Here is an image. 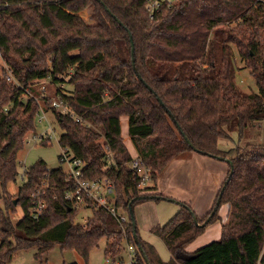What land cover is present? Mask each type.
Masks as SVG:
<instances>
[{
    "label": "trees",
    "instance_id": "obj_1",
    "mask_svg": "<svg viewBox=\"0 0 264 264\" xmlns=\"http://www.w3.org/2000/svg\"><path fill=\"white\" fill-rule=\"evenodd\" d=\"M147 1L0 0V264H11L17 251L30 247L42 258L55 244L76 250L87 261L104 238L109 263L122 260L125 244H132L137 264H148L135 241L130 203L134 210L138 203L163 197L145 193L156 186L144 187L142 175L131 168L132 154L121 128L124 116L154 182L174 159L195 151L190 142L200 154L233 162L221 202L206 217L181 201L168 222L151 228L169 249V260L137 228L150 263L259 264L264 247V143L223 149L220 142L233 131L242 137L264 120V0H174L171 5L164 2L153 17ZM84 9L91 10L95 22L80 14ZM130 34L136 67L157 95L133 68ZM237 56L257 91L238 84ZM44 80L72 86L69 93L61 86L55 97L61 95L69 111H52L62 128L60 144L87 163L85 177L115 181L117 204L128 213V222L95 203L87 225L77 222V211L64 198V168L49 169L43 159L27 168L17 194L10 191L9 184L19 175V152L25 136L36 130L40 110L29 94L38 95L35 87ZM42 99L48 111L51 98ZM47 179L48 208L36 219L30 215L31 194ZM222 204L228 205V213L220 238L187 250L209 225L222 220ZM20 205L25 214L15 224L11 213ZM215 207L206 225L196 223L195 217L203 223Z\"/></svg>",
    "mask_w": 264,
    "mask_h": 264
},
{
    "label": "rangeland",
    "instance_id": "obj_2",
    "mask_svg": "<svg viewBox=\"0 0 264 264\" xmlns=\"http://www.w3.org/2000/svg\"><path fill=\"white\" fill-rule=\"evenodd\" d=\"M80 14L89 22H95V18L92 17L90 9H84ZM237 82L241 85L242 88L246 90L257 91V85L250 74L249 69L245 67L243 61L239 56H237ZM61 83L50 82L49 80L41 81L35 87L37 93L29 94L31 97L36 98L40 103V110H47L45 101L42 99L43 96L46 98H51V101L56 97L57 90H60ZM72 90V86L65 84L62 88L63 92L69 93ZM44 95H43V94ZM52 111L58 112L52 107L46 111L49 121L44 120L40 122L38 116L36 119V130L37 133L42 131H48L52 138L48 144H44L41 140L25 143V147L19 152V175L17 180L9 184V189L13 194H17L19 187L23 184L24 179H22V173L25 167H29L39 159H43L49 169H54L58 167L69 168L68 162L61 161L60 154L63 153L64 149L60 144V136L62 134V128L59 122L56 120ZM123 122V126H122ZM121 128L122 135L124 138V143L128 145L132 153L135 152V147L132 141L129 139V121L128 117L124 116L122 118ZM34 132H31V135ZM34 135V134H33ZM32 135V136H33ZM248 143H264V120L256 123L247 129L246 134L240 137L239 131L231 132V136L228 139H222L220 142V147L223 149H228L236 146L237 144L245 145ZM128 148V149H129ZM130 152V153H131ZM194 152V151H193ZM193 152H188L180 158L192 157ZM131 153V154H132ZM211 157V156H210ZM177 159V158H176ZM175 160V159H174ZM172 161V163L161 173L158 174L157 181L153 180L147 181L146 185L155 186V183L163 189L162 196H165V199L160 200H147L141 203H138L134 208L135 219L137 226L140 230V233L145 237L147 241L155 245L158 253L164 260H169L171 254L161 237L149 233V228L153 225H163L168 222L180 209L181 204L177 203L178 201H172L171 199H176V194L181 192L183 189L188 190L198 178V169L194 165L192 169L193 177L185 174V168L179 164L180 161ZM208 163H205L203 167L206 170L205 175L203 174V182L199 188L198 195L195 196V200H191V206L197 210L199 217H206L207 214L211 211L210 202L212 201L211 196L215 187H212L214 184H218V194L222 187V184L225 177L228 174V171L223 175V169L219 165V158L211 157ZM193 165V162L191 161ZM200 178V177H199ZM195 179V180H193ZM145 185V186H146ZM199 185V184H198ZM144 186V187H145ZM157 186V187H159ZM149 190V191H148ZM147 193H152L153 189H148ZM151 191V192H150ZM217 194V196H218ZM209 210L206 212V210ZM206 212V213H205ZM219 213L223 216L222 220L212 223L209 231L204 235L200 236L196 241H194L190 246H196V249L206 245L207 243L217 240L220 237L221 225L226 221L228 213V205L222 204ZM25 211L20 205L17 207L15 213H11L13 222L18 223L21 218L24 216ZM202 214V215H199ZM91 211H82L77 217L76 221H82L84 216H90ZM210 226V225H209ZM218 237L215 236L218 234ZM209 234H213L210 238H207ZM212 237V238H211ZM217 237V238H216ZM107 245V239H102L99 246L91 250L88 260L86 261L76 250L63 248L60 244H55L49 252L42 258H36L35 252L36 247H30L25 249H20L14 255L11 264H107V259L105 255V248ZM125 249L122 252V260H117L114 264H132V257L127 249V244H125ZM195 249V250H196Z\"/></svg>",
    "mask_w": 264,
    "mask_h": 264
},
{
    "label": "built area",
    "instance_id": "obj_3",
    "mask_svg": "<svg viewBox=\"0 0 264 264\" xmlns=\"http://www.w3.org/2000/svg\"><path fill=\"white\" fill-rule=\"evenodd\" d=\"M174 0H148L147 9L154 16V11L159 10L164 2L172 4ZM64 87V83L61 84ZM52 107L61 113H67L69 108L65 102V99L60 95L52 100ZM38 120L43 122L44 120L49 121L45 110L41 109L37 113ZM80 120V118H77ZM25 136V143L33 141L51 140L52 135L48 131H42L37 133L33 131ZM64 151L61 153V161L68 162L69 168H64L66 172L67 184L64 188V198L70 205V207L77 211V215L82 211L90 210L92 213L91 203H95L98 206L105 207L117 220L121 222H128L129 215L126 211L122 210L117 204V186L114 180L110 177L105 176L101 178H87L84 173L87 169V163L79 157H75L73 153H70L66 147H63ZM21 161V160H20ZM131 168L138 171L143 177V186L146 185L147 181L153 180V172L151 169L146 167L141 158L136 155H132ZM28 167H25L22 173V179L25 178V172ZM49 180H45L42 186H38L31 194L32 206L30 208V215L33 218H40L42 214L48 208L47 198L45 196L46 190L49 187ZM76 215V217H77ZM91 216V215H90ZM90 216H84L80 223L87 225ZM130 255L132 257V264H137L136 260V248L132 245H128ZM109 261V260H107ZM259 264H264V247L263 251L259 256Z\"/></svg>",
    "mask_w": 264,
    "mask_h": 264
},
{
    "label": "crops",
    "instance_id": "obj_4",
    "mask_svg": "<svg viewBox=\"0 0 264 264\" xmlns=\"http://www.w3.org/2000/svg\"><path fill=\"white\" fill-rule=\"evenodd\" d=\"M122 122V121H121ZM122 126H123V122H122ZM129 139H130V137H129ZM131 140V139H130ZM127 147H128V145H127ZM129 148V147H128ZM129 151H130V148H129ZM131 152V151H130ZM132 153V152H131ZM137 154V151L135 150V152L134 153H132V155H136ZM211 159V157L210 156H207V155H204V154H200V153H198V152H196V151H194L193 152V156L192 157H186V158H180V157H178L177 159H175L174 161H180L179 162V164L181 165V166H183L184 168H185V174H188L189 176H191V177H193V175L194 174H192V169H193V166L195 165L196 167H197V169H198V178L196 179V181H195V183L188 189V190H182L181 192H179V193H177L175 196H176V200H178V202L177 203H179V204H181V201H186V202H188V203H190V201L191 200H193L194 198H195V196L196 195H198V192H199V188H200V186H201V183L203 182V174L205 175V173H206V170H205V168L203 167V165L205 164V163H208L209 161H211L210 160ZM191 161L193 162V165L191 164ZM220 162H219V165H220V167L223 169V175L225 176V172H227L228 171V169H229V164H228V162H226V161H223V160H219ZM172 163V162H171ZM200 177V178H199ZM226 178V177H225ZM193 180H195V179H193ZM199 184V185H198ZM155 186H156V189H153L152 191H153V193H155V194H163V189L159 186V185H157V183H155ZM157 186H159V187H157ZM145 187H147V188H149V187H152V185H146ZM212 187H215V189L213 190V193H212V196H211V199H212V201L210 202V205H211V207L214 205V203L216 202V200H217V198H218V196H217V194H218V184H214ZM149 191V190H148ZM147 190H144V192L145 193H147L148 192ZM151 192V191H150ZM175 199V198H174ZM196 199V198H195ZM194 199V200H195ZM147 200H156V199H147ZM146 200V201H147ZM144 202V201H143ZM193 210L196 212V214L198 215V213H197V210L196 209H194L193 208ZM210 210V209H209ZM208 209L206 210V212H208L209 211ZM205 212V213H206ZM199 215H202V214H199ZM223 217V216H222ZM153 226H155V225H153ZM153 226H151L148 230H149V233H152L151 232V228L153 227ZM212 225H210V226H208L207 227V229L205 230V232L203 233V234H201L200 236H202V235H204L205 233H207L208 231H209V229H210V227H211ZM137 228H138V226H137ZM139 229V228H138ZM221 230H222V225H221ZM140 231V230H139ZM141 234V233H140ZM153 235H156V234H154V233H152ZM142 235V234H141ZM211 235H213V234H209V236L207 237V238H210V236ZM218 235H219V233L218 234H216L215 236H217L218 237ZM199 236V237H200ZM220 236H221V232H220ZM142 237H143V235H142ZM198 237V238H199ZM216 237V238H217ZM144 239H145V237H143ZM197 238V239H198ZM212 238V237H211ZM220 238V237H219ZM147 239V238H146ZM196 239V240H197ZM195 240V241H196ZM214 241V240H213ZM194 242V241H193ZM192 242V243H193ZM192 243H190L188 246H187V250H189V251H194L195 249H196V246H190ZM210 243V242H209ZM208 244V243H207ZM129 245V244H128ZM128 245H127V249H128ZM155 246V245H154ZM169 250V249H168ZM128 251H129V249H128ZM170 252V251H169ZM129 253H130V251H129ZM171 254V253H170ZM107 264H109V262L107 261Z\"/></svg>",
    "mask_w": 264,
    "mask_h": 264
},
{
    "label": "water",
    "instance_id": "obj_5",
    "mask_svg": "<svg viewBox=\"0 0 264 264\" xmlns=\"http://www.w3.org/2000/svg\"><path fill=\"white\" fill-rule=\"evenodd\" d=\"M116 19L118 20V22H119L120 24L123 23L118 17H116ZM130 39H131V44H132V49H131V51H132V63H133V68H134L136 74L138 75V77L140 78V80H142V81L144 82V84H145V85H146V86H147V87H148V88H149V89H150L155 95H157L156 92L152 89V87H151L147 82H145V80L143 79V77L141 76V74L139 73V71H138V69H137V67H136V64H135V60H136V58H135V46H134L133 36H132L131 34H130ZM158 99H159V101L164 105V103L162 102L161 98L158 97ZM168 112L171 114L172 118L175 119L174 116H173V114L171 113V111H170L169 109H168ZM189 142H190V141H189ZM190 145L192 146V148H193L196 152H198V149H197V148H196L191 142H190ZM219 159L222 160L223 158H220V157H219ZM226 162H228V164L231 166V171H230V173H229V176H228L227 179L225 180V184H227V183L229 182L230 177H231L232 174H233V162H232V160L227 159ZM224 188H225V185L222 187V190L220 191V193H219V195H218V198H217V200H216L217 205L220 204V202H221V198H222V195H223V190H224ZM145 197H146V196H145ZM159 197H163L162 199H165V198H166L165 196H159V195H152V196H151V198H159ZM171 200H172V201H175L176 199H171ZM176 201H178V200H176ZM15 202H17V200H15ZM132 203H133V202L130 203V217H131V221H132V225H133V232H134L135 241H136V243H137L139 249L143 252V254H144V256H145V258H146L148 264H151L150 261H149V259H148V257H147V255L144 253L143 245H142V242H141V240H140V238H139V235H138V232H137V223H136V219H135V213H134V210L132 209ZM69 209L71 210V207H69ZM216 209H217V207H215V208L212 210L210 216H209V217L206 219V221L203 222V223H199L198 220H197V218L195 217V221H196V223H198V225H200V226H204V225H206V223L210 220L211 216L216 212ZM109 264H113V263H109Z\"/></svg>",
    "mask_w": 264,
    "mask_h": 264
}]
</instances>
